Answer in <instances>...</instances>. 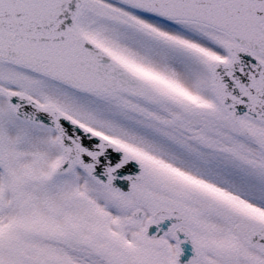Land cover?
I'll return each mask as SVG.
<instances>
[{"label":"snow or ice","instance_id":"6c2138e0","mask_svg":"<svg viewBox=\"0 0 264 264\" xmlns=\"http://www.w3.org/2000/svg\"><path fill=\"white\" fill-rule=\"evenodd\" d=\"M0 264H264V0H0Z\"/></svg>","mask_w":264,"mask_h":264}]
</instances>
